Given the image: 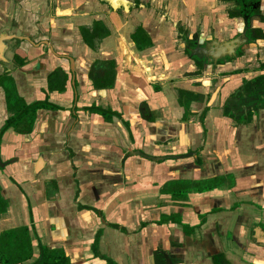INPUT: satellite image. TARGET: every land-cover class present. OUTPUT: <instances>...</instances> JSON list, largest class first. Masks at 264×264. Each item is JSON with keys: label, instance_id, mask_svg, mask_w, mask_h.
<instances>
[{"label": "crops", "instance_id": "crops-1", "mask_svg": "<svg viewBox=\"0 0 264 264\" xmlns=\"http://www.w3.org/2000/svg\"><path fill=\"white\" fill-rule=\"evenodd\" d=\"M257 8L264 0H0L11 44L0 76L22 106L38 104L30 130L2 133L16 109L0 85V238L28 228L24 264L40 245L69 264H264V110L250 124L223 110L264 74V39L207 61L248 25L264 34ZM193 38L212 44L189 55ZM58 68L62 92L49 88Z\"/></svg>", "mask_w": 264, "mask_h": 264}, {"label": "trees", "instance_id": "trees-1", "mask_svg": "<svg viewBox=\"0 0 264 264\" xmlns=\"http://www.w3.org/2000/svg\"><path fill=\"white\" fill-rule=\"evenodd\" d=\"M241 14V11L240 13ZM261 15V19L264 21V15L261 13L260 8L254 9V15ZM231 17H235L237 14L234 12L230 13ZM252 17V16H251ZM252 17V18H253ZM138 33L143 35L142 30H138ZM94 32L90 33L92 37ZM250 36L252 43H255L258 39H264L263 31L259 27H253L250 29ZM145 42H149V38L145 36ZM88 41V40H87ZM139 47H143L146 44L138 43ZM194 41L188 39V47L186 52L190 55L191 51L189 47H192ZM148 45V44H147ZM243 51H239L236 56L242 55ZM196 59L197 66L200 68L203 67V62L197 57ZM231 60V58H227ZM25 60H21L19 63H24ZM219 63L222 60L218 61ZM264 67V64L261 65ZM7 74L0 76V85L4 88L5 94L7 97V105L10 111L16 109L15 116L8 119L6 124L2 129L4 133L8 128L13 127L16 130L22 131L25 129L30 130L32 122L34 119V114L38 108V104L33 106H22L19 101L18 95L15 90L14 82L11 80ZM94 82L96 83L98 77H93ZM104 80V79H101ZM67 82V75L62 69H57L49 81L50 90L57 89L60 92L65 90V85ZM103 86V85H98ZM192 94L185 92H180L181 102L183 99L191 100ZM93 110V108L91 109ZM103 114H108L106 111L97 109ZM223 110L226 116L232 118L235 122L239 124H250L253 121L255 114H258L264 110V74L259 75L253 79L245 80L242 86L233 93L223 105ZM32 114L29 119L26 118L27 112ZM112 114V113H111ZM185 184V185H184ZM189 183H183L181 185L173 186L168 184L164 186L163 190L165 193H180ZM176 197V194L173 195ZM183 197V196H182ZM7 206V202L4 200L0 192V215L4 212ZM15 237V240L12 242L10 238ZM40 254L39 258L30 264H69V257L62 249H50L46 246H39ZM33 250L31 247L30 234L28 228L18 229L16 232H5L0 238V262L1 264H24L32 256Z\"/></svg>", "mask_w": 264, "mask_h": 264}, {"label": "water", "instance_id": "water-1", "mask_svg": "<svg viewBox=\"0 0 264 264\" xmlns=\"http://www.w3.org/2000/svg\"><path fill=\"white\" fill-rule=\"evenodd\" d=\"M247 20H248V17H247ZM9 37H10V35L6 34L5 32L0 33V64H5L9 61L8 60V51H9L10 46H11V44L9 42V40H10ZM250 40L251 39L247 35V30H244L239 36L221 44L223 46V48H222L223 50L221 51V53L223 52V54H221V53L216 54L215 53V54L211 55V58L207 59V61L209 60V62L211 61V62L218 63V61L221 59V57L223 55L225 57L226 56L227 57H235L237 55L239 48L242 47L243 44L247 43ZM197 44H198V46L190 49V51H191L192 55H198L199 56V51H203L204 49L209 47L210 44H212V43L207 42L205 47H201L199 42ZM199 47H201V48H199ZM205 56H208V55H205Z\"/></svg>", "mask_w": 264, "mask_h": 264}, {"label": "flooded vegetation", "instance_id": "flooded-vegetation-1", "mask_svg": "<svg viewBox=\"0 0 264 264\" xmlns=\"http://www.w3.org/2000/svg\"><path fill=\"white\" fill-rule=\"evenodd\" d=\"M247 16H248V15H247ZM251 16L253 17V15H251ZM251 16H250V18H252ZM248 17H249V16H248ZM251 28H253V27H252L251 25H248V27L245 29V30H247V35L249 36L250 39H251V36H250V29H251ZM240 34H241V33H240ZM240 34H239V35H240ZM239 35H237V36H239ZM237 36H235V37H237ZM235 37H234V38H235ZM194 38H195V37H194ZM194 38L191 39V41H194ZM187 40H188V39H187ZM202 43H203V42H202ZM205 43H207V42H205ZM205 43H204V44H205ZM196 44H197V42L195 43V41H194L193 46H192V47H189V49H192V48L198 46V44H197V45H196ZM199 44H200V43H199ZM247 44H253V43H252V41L250 40V41H248L247 43L243 44L242 47L239 48L237 54L239 53V51H241V50L243 51L244 46H246ZM201 46H203V45H201ZM199 53H200V52H199ZM196 57H197V56H196ZM235 57H236V56H235ZM198 58H200V57H198ZM228 58H232V57H228ZM200 59H201V58H200ZM18 60H19V59H18ZM58 69H61V68H58ZM165 221H166V220H165ZM168 222H169V221H168ZM162 263H163V262H162Z\"/></svg>", "mask_w": 264, "mask_h": 264}]
</instances>
